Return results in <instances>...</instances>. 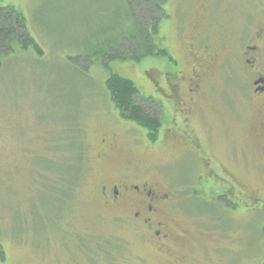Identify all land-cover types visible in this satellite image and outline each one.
I'll use <instances>...</instances> for the list:
<instances>
[{"label":"rangeland","instance_id":"1","mask_svg":"<svg viewBox=\"0 0 264 264\" xmlns=\"http://www.w3.org/2000/svg\"><path fill=\"white\" fill-rule=\"evenodd\" d=\"M134 2L0 0L23 14L35 42L27 50L15 45L0 64V264H137L142 250L135 232L121 214L101 210L94 197L101 177L117 176V164L131 157L142 163L140 176L173 185L186 206L201 214L193 218L195 230L203 233L195 252L198 264H264V203L227 202L221 198L225 192L208 186L197 191L200 161L181 142L186 131L199 137L211 159L234 169L264 199V156L259 153L264 142L253 140L245 128L254 104L244 66L239 61L212 74L206 99L189 122L181 107L169 106L161 142L148 151L146 131L122 119L105 87L107 66L133 81L143 96L162 98L155 81L171 69L165 59L107 64L104 54L135 34L141 11ZM215 2L214 38L245 37V43L258 17H264V0ZM184 4L169 0L166 10L176 20ZM172 30L166 36L176 51ZM262 61L264 66V54ZM75 118L81 120L88 161L81 186L60 208L43 193L37 176L45 170L46 157L61 153L59 124ZM106 132H115L122 145L118 161L104 173L97 152L99 136ZM51 168L48 173L58 166ZM148 264H156L155 259Z\"/></svg>","mask_w":264,"mask_h":264},{"label":"flooded vegetation","instance_id":"2","mask_svg":"<svg viewBox=\"0 0 264 264\" xmlns=\"http://www.w3.org/2000/svg\"><path fill=\"white\" fill-rule=\"evenodd\" d=\"M168 3L169 0L166 6ZM215 6V0H185L176 20L165 8L166 16L158 33L153 34L159 36L155 45L168 55L163 59L171 69L160 72L161 82L155 81L162 98L149 97L166 111L169 106L181 107L189 122L194 111L200 109V102L206 99L205 84L212 74L227 64L241 61L254 104L253 117L248 118L245 128L253 140L264 142V17H258L245 43H242L245 37L219 34L214 38L210 30L216 22ZM172 29L177 35L176 51L166 36ZM99 137L97 159L105 164L101 165L105 173L118 159L122 143L115 132L102 133ZM182 137V148L195 153L200 161L197 191L201 186H208L225 192L221 198L227 202L232 200L242 206L264 203L259 191L252 190L234 169L206 154L199 137L188 131ZM146 141V149L153 152L161 139L156 143ZM134 145L135 153L141 152L138 143ZM259 153L264 156L262 149ZM131 158L117 164V176L101 177L94 192L99 208L125 217L122 219L135 232L142 250L141 255H136L137 264H148L151 257L156 264H198L195 252L203 233L195 230L197 222L193 218L202 217L201 214H195L186 206L181 191L173 189V185L167 182L162 186L146 174L140 176L142 163Z\"/></svg>","mask_w":264,"mask_h":264},{"label":"trees","instance_id":"3","mask_svg":"<svg viewBox=\"0 0 264 264\" xmlns=\"http://www.w3.org/2000/svg\"><path fill=\"white\" fill-rule=\"evenodd\" d=\"M168 0H135L136 8L141 11L135 34L124 38L123 43H113L105 52L107 64L111 62L140 63L150 57L163 59L168 56L157 47L156 40ZM27 50L35 46L23 14L15 7H5L0 3V64L2 58L13 53L14 46ZM160 49V50H159ZM100 66V65H99ZM109 77L105 82L109 98L122 119L134 123L147 133V139L156 143L165 122L166 110L155 99L143 96L135 83L105 66ZM165 70V69H164ZM170 70V69H168ZM56 140L60 144L58 157H46L45 170L37 176L43 193L62 208L71 201L81 181L88 161L87 144L82 141L81 120L75 118L67 124H59ZM63 152V153H62ZM47 164V165H46ZM51 164L58 168L51 170ZM39 171V170H38Z\"/></svg>","mask_w":264,"mask_h":264}]
</instances>
